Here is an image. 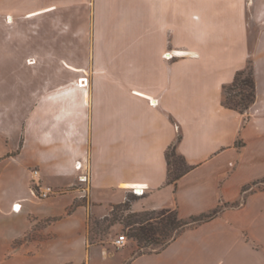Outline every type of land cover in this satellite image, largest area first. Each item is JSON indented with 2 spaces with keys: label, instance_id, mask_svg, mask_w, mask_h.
Masks as SVG:
<instances>
[{
  "label": "crops",
  "instance_id": "0c3cea01",
  "mask_svg": "<svg viewBox=\"0 0 264 264\" xmlns=\"http://www.w3.org/2000/svg\"><path fill=\"white\" fill-rule=\"evenodd\" d=\"M85 10L90 17L89 38H109L116 45L123 38V47L129 49L128 38H132L138 46L137 51L122 54L92 53V79L101 86L105 75L122 73L133 81L132 89L123 96L121 109L108 115L118 117L113 129L91 134V152L82 155L86 165L78 174L86 176V182L78 179L65 184L70 191L61 194L68 197L63 214L40 215L33 238L23 245L40 249L47 237L56 236L45 221L75 217L77 226L60 227L58 240L63 247L50 245L48 255H41L44 261L264 264V0H186V4L182 0H0V52L4 28L13 33L14 27L18 34L26 22L41 28L49 21L81 20ZM85 34L81 31L80 38ZM167 54L174 57L166 60ZM26 59L34 61L32 55ZM118 59L127 66H115ZM249 60L255 100L242 115L222 105V92ZM106 62L112 65L106 68ZM67 67L75 74L84 71ZM81 78L86 75L78 76L76 82ZM85 81L89 85L90 80ZM24 102L31 112L32 103ZM58 107H63L61 102ZM71 112L77 115L76 105ZM39 138L47 141L49 136L39 133ZM172 145L188 170L168 184L166 151ZM15 153L0 139L1 155ZM52 162L38 164L42 186H48L45 173L60 178L71 168L66 159ZM77 164L81 161L76 160ZM138 187L145 190L136 195L139 200L132 203L133 212L176 210L188 219L220 210L213 218L187 227L161 249L132 253V246L111 251L88 244L90 208L104 204L105 193L114 190L123 191V197L109 204H121ZM81 199L87 205L77 204ZM18 205L21 210L18 201L12 208ZM27 214L29 219L35 216L31 211Z\"/></svg>",
  "mask_w": 264,
  "mask_h": 264
},
{
  "label": "rangeland",
  "instance_id": "374dc122",
  "mask_svg": "<svg viewBox=\"0 0 264 264\" xmlns=\"http://www.w3.org/2000/svg\"><path fill=\"white\" fill-rule=\"evenodd\" d=\"M182 2L186 4V0ZM87 10L82 13L81 20H54L41 28L32 27L26 22V26L18 28V34L14 33V27L13 33L7 31L9 28L3 29V48L0 52L3 78L0 82V139L16 153L11 156L0 154V264H49L48 260L42 259V256L48 255L49 246L56 245L57 249L63 247V241L58 240L60 227L65 225L69 229L77 226L79 220L75 217L45 221V225L56 236L54 239L47 237L40 249L34 251L23 244L33 238V229L40 225V215L45 216L50 212L63 214L62 209L68 197L61 194L70 191L64 185L74 184L80 178L78 174L84 171L86 158L82 155L91 152V134L106 133L113 129L118 117L114 120L108 115L121 109L123 96L132 89L129 83L133 81H129L122 73L105 75L101 86L92 79V53L111 50L122 54L130 50L135 52L138 46L132 38H128L131 49L123 47V38L118 39L117 45L109 38H89L91 27ZM81 31L86 33L84 38H80ZM30 55L34 57V61L30 60L32 63L26 59ZM172 57L174 54L165 59L170 60ZM121 60L118 59V65L115 66H127V62ZM67 64L81 67L84 71L75 74ZM110 65L106 62L105 67ZM80 75H86L85 79L90 80L89 85L80 86V79L76 82ZM11 84L13 90L9 89ZM24 101L32 103L31 112L26 109ZM59 102L63 105L60 110ZM75 105L77 115L69 113L74 111ZM94 112H98L99 117ZM39 133L48 135L47 141L39 138ZM63 159L71 166L65 176L59 178L44 174V185L51 187L54 194L46 199L34 196L32 171L38 170L39 163L49 166L54 164L52 161ZM76 160L81 161L82 170L75 167ZM173 167L174 173L183 170L180 160H176ZM123 194L121 190L105 193V203L90 208L86 221L87 243L107 246L109 250L116 251L118 247L115 241L124 235L126 244L123 247L132 246V253L159 249V245L146 244L129 236L136 227L129 225L135 219L133 214L142 211H132V203L139 200L133 192L125 195L123 203L109 204L121 199ZM15 201L21 204V210H13ZM78 203L87 205L85 199ZM73 208L75 206L70 210ZM28 211L34 213V218H28ZM161 240L166 239L161 237Z\"/></svg>",
  "mask_w": 264,
  "mask_h": 264
},
{
  "label": "trees",
  "instance_id": "16d2710c",
  "mask_svg": "<svg viewBox=\"0 0 264 264\" xmlns=\"http://www.w3.org/2000/svg\"><path fill=\"white\" fill-rule=\"evenodd\" d=\"M255 100V83L252 61L249 60L244 69L238 70L232 83L224 86L222 92V105L230 110L244 115ZM173 159L180 160L183 170L174 173ZM167 160V183H175L184 173L188 166L181 154L176 151L174 145L166 151ZM173 163V164H172ZM178 170V169H177ZM128 207L127 203H124ZM215 209L209 213L192 216L182 219L176 210H143L141 213L133 214L134 220L129 225H135L134 230L129 234L131 238L146 244L159 245L163 248L171 240L176 238L184 229L191 225L207 221L219 213ZM161 237L166 240H161Z\"/></svg>",
  "mask_w": 264,
  "mask_h": 264
},
{
  "label": "built area",
  "instance_id": "2783aa9c",
  "mask_svg": "<svg viewBox=\"0 0 264 264\" xmlns=\"http://www.w3.org/2000/svg\"><path fill=\"white\" fill-rule=\"evenodd\" d=\"M171 55L170 54H167L166 58H170ZM82 79H85V78H81L80 81ZM86 80V79H85ZM79 170H81V167H80V164H77V167ZM32 178H33V182H34V188L32 189V194H34V196L38 197V198H41V199H46L48 198L49 196L53 195L54 192L52 190L51 187L49 186H42L40 184V174H39V171L37 169H34L32 171ZM87 178L86 176H80L79 178V181L80 182H86ZM138 189H140V191L138 192ZM144 188H133L132 189V192L135 194V195H141L143 194L144 192ZM18 207V209L16 208ZM19 205L18 206H14V211H18L19 210ZM126 244V237L124 235H121L119 236L116 241H115V245L118 247V248H121L123 247L124 245Z\"/></svg>",
  "mask_w": 264,
  "mask_h": 264
},
{
  "label": "bare ground",
  "instance_id": "6f19581e",
  "mask_svg": "<svg viewBox=\"0 0 264 264\" xmlns=\"http://www.w3.org/2000/svg\"><path fill=\"white\" fill-rule=\"evenodd\" d=\"M86 82L87 81H85V79H82L81 81H80V86H84L85 84H86ZM140 191V189H138V192ZM17 209H18V207H16Z\"/></svg>",
  "mask_w": 264,
  "mask_h": 264
}]
</instances>
